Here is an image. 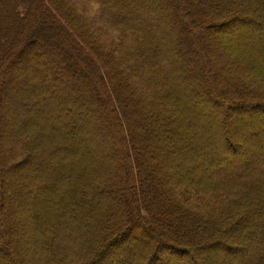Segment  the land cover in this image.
<instances>
[{"label": "trees", "instance_id": "16d2710c", "mask_svg": "<svg viewBox=\"0 0 264 264\" xmlns=\"http://www.w3.org/2000/svg\"><path fill=\"white\" fill-rule=\"evenodd\" d=\"M0 99V264H264V0H0Z\"/></svg>", "mask_w": 264, "mask_h": 264}, {"label": "rangeland", "instance_id": "374dc122", "mask_svg": "<svg viewBox=\"0 0 264 264\" xmlns=\"http://www.w3.org/2000/svg\"><path fill=\"white\" fill-rule=\"evenodd\" d=\"M96 12V11H95ZM90 14V13H89ZM212 33H213V36H216V37H218V39H219V37H222V35L224 36V35H228L229 33L228 32H217L216 30H212ZM2 104H3V100L2 99H0V137H1V134H5V133H3V126H4V124H3V122H4V114H3V111H2ZM232 119H233V117H231ZM112 147H115V145H114V143H112V145H111ZM111 147V148H112ZM113 149H115V148H113ZM16 176H18V173H9L8 175H7V181H8V179H10V178H15ZM11 180V179H10ZM43 182V181H42ZM40 184H41V182H40ZM42 187L43 188H48L49 187V182H48V180H45L44 181V183H42ZM212 198H214L213 196H211V195H209V194H203V193H197V194H193L192 196H190V199H189V201L196 207V208H198V209H200V210H203L204 212H208V211H211V208H213V207H215L216 206V204H214V201H213V199ZM18 220V219H17ZM19 223V222H18ZM12 227L14 228V229H16V230H18L19 228H20V226H19V224H17V222H14V224L12 225ZM11 228V227H10ZM142 229L141 228H134V229H132V235L134 234L135 236H137V237H140V235L142 234ZM131 235V236H132ZM123 243H124V241H122ZM122 242H119L120 244H119V246H125V243L123 244ZM117 244V243H116ZM118 245H116L115 247H117ZM11 247H12V249H10L11 251H12V253H13V255H16V257L17 258H19V257H21V259H22V261H24L25 262V264H26V262L29 260V259H27V256H25L26 254H25V251H26V249L25 248H23L24 246L22 245V242H21V239L20 238H18L17 240H12V242H11ZM114 249H117V248H115L114 246H112ZM8 250V249H7ZM9 250V251H10ZM162 251V254L163 253H166V254H168L169 252L166 250V251H164V250H160V252ZM17 252L19 253V255L17 254ZM166 254H164V255H166ZM170 254H172V255H175V257H181V253H178V254H173V252L171 253L170 252ZM4 259H5V257H4V255H2V253L0 252V263L2 262V261H4Z\"/></svg>", "mask_w": 264, "mask_h": 264}]
</instances>
